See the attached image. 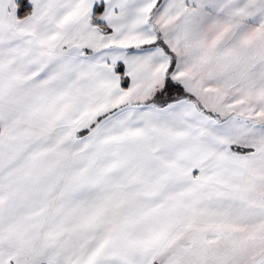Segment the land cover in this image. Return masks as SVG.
<instances>
[{"label":"snow or ice","instance_id":"obj_1","mask_svg":"<svg viewBox=\"0 0 264 264\" xmlns=\"http://www.w3.org/2000/svg\"><path fill=\"white\" fill-rule=\"evenodd\" d=\"M0 264H264V0H0Z\"/></svg>","mask_w":264,"mask_h":264}]
</instances>
